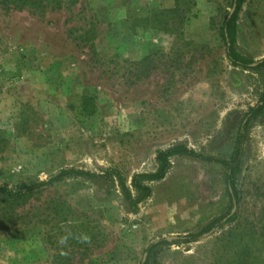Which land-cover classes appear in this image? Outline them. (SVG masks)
<instances>
[{"label": "rangeland", "instance_id": "obj_1", "mask_svg": "<svg viewBox=\"0 0 264 264\" xmlns=\"http://www.w3.org/2000/svg\"><path fill=\"white\" fill-rule=\"evenodd\" d=\"M60 1L19 9L0 0V188L65 169H118L130 184L156 170L157 150L181 142L230 158L264 93V69L236 68L226 56L221 27L232 0ZM238 24L237 51L264 59V0H246ZM225 174L221 164L175 157L138 213L110 183L65 178L20 208L15 225L0 226V264H231L236 236L264 222V117L249 129L239 223L146 254L232 209Z\"/></svg>", "mask_w": 264, "mask_h": 264}, {"label": "trees", "instance_id": "obj_2", "mask_svg": "<svg viewBox=\"0 0 264 264\" xmlns=\"http://www.w3.org/2000/svg\"><path fill=\"white\" fill-rule=\"evenodd\" d=\"M16 6L19 9L24 8H48L51 4L57 5V8L62 7L60 0H15ZM71 6L79 3V0H69ZM246 0H232L233 12L227 16L221 27V37L225 44L226 56L232 66L243 70L259 71L264 69V59L255 62L236 49L237 35L239 31L238 21L240 12ZM179 9L176 6L174 9L168 10L170 13H175ZM184 19L182 18L181 21ZM255 64V65H254ZM264 117V93L259 102L251 107L243 119L241 120L235 139L233 152L229 159H219L212 156H204L193 149H190L185 143H177L167 149H160L156 152L155 162L157 168L154 172L136 173L133 175L130 184L118 169H108L102 174H94L76 169L62 170L57 176L49 181L34 182L29 186H24L18 190L9 188H0V226L8 229L15 225L17 213L20 208H23L31 198L37 194H41L45 187L52 186L69 177H87L90 179H99L106 183L118 187L122 197L132 213H138L142 203L148 200L152 194V183L164 180L172 168V159L178 156L190 157L193 159L221 164L225 170V180L228 187V193L232 209L226 214L214 219L202 231L197 233H189L182 240L169 242L167 239H161L152 243L146 249L148 258H152L163 246L173 244H193L199 242L205 234H212L217 228L222 229L227 225L239 223L240 215L237 212V207L240 202V191L237 186V181L243 170L244 157L246 153V144L249 137V129L251 124L259 118ZM236 210L233 212L234 208ZM264 221V213L262 214ZM237 239L238 249L231 264H264V222L253 223L250 225L249 231L244 230ZM181 239V238H180ZM144 264H149L146 262Z\"/></svg>", "mask_w": 264, "mask_h": 264}, {"label": "water", "instance_id": "obj_3", "mask_svg": "<svg viewBox=\"0 0 264 264\" xmlns=\"http://www.w3.org/2000/svg\"><path fill=\"white\" fill-rule=\"evenodd\" d=\"M234 11V10H233ZM255 65V64H254ZM236 210V207L234 208L233 212Z\"/></svg>", "mask_w": 264, "mask_h": 264}]
</instances>
